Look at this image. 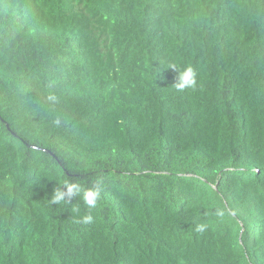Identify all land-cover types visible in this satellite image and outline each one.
Segmentation results:
<instances>
[{"label":"trees","instance_id":"trees-1","mask_svg":"<svg viewBox=\"0 0 264 264\" xmlns=\"http://www.w3.org/2000/svg\"><path fill=\"white\" fill-rule=\"evenodd\" d=\"M0 264H264V0H0Z\"/></svg>","mask_w":264,"mask_h":264},{"label":"clouds","instance_id":"clouds-1","mask_svg":"<svg viewBox=\"0 0 264 264\" xmlns=\"http://www.w3.org/2000/svg\"><path fill=\"white\" fill-rule=\"evenodd\" d=\"M176 72V79L173 84L177 92H184L186 89H195L197 86L196 72L191 65L179 66L169 65ZM55 96H49V101H54ZM59 120L55 121L59 124ZM79 197L86 211L81 215V208L76 205L72 208V212L79 217L76 222L83 224H91L94 221L93 210H95L102 200V189L95 183L86 186L75 180L61 179L49 197V204L60 206L69 204L73 198ZM73 205V204H72ZM220 214V213H218ZM207 229V224L199 223L195 225L194 231L203 233Z\"/></svg>","mask_w":264,"mask_h":264}]
</instances>
